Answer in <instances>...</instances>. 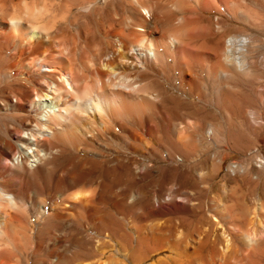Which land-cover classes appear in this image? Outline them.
<instances>
[{"label": "bare ground", "instance_id": "1", "mask_svg": "<svg viewBox=\"0 0 264 264\" xmlns=\"http://www.w3.org/2000/svg\"><path fill=\"white\" fill-rule=\"evenodd\" d=\"M244 1L0 0V109L9 121L0 136V264H264V196L255 186L206 201L176 185L114 187L146 164L126 153L143 154L145 136L168 130L166 94L153 86L161 76L177 75L188 90L169 108L182 119L169 130L174 158L200 126L211 134L198 116L210 105L223 116L232 110L228 73H218L225 85L212 103L195 75L220 60L245 71L248 39L230 36L221 49V23L204 14L231 5L241 14ZM50 165L51 187L19 190L17 178L46 176ZM195 218L213 227L218 252L215 239L183 233Z\"/></svg>", "mask_w": 264, "mask_h": 264}, {"label": "rangeland", "instance_id": "2", "mask_svg": "<svg viewBox=\"0 0 264 264\" xmlns=\"http://www.w3.org/2000/svg\"><path fill=\"white\" fill-rule=\"evenodd\" d=\"M230 9V13L228 14H221L216 10H210L204 14L213 23L216 20L221 23L222 28L219 30V37L221 39L219 38L218 41L221 49L225 47V41L230 36L242 35L248 39L243 56L245 60L243 70L245 71H237L232 62L230 63L233 65L231 64L232 66L226 68L223 61L220 60L219 63L222 64L220 66L218 64L216 69L209 68L204 63L203 67L201 66L197 70L195 77H197L199 85L206 88V92L213 93L214 96L211 103L215 99L220 100L222 84L225 85L227 82L225 86H228L231 92L229 103L232 110H229L227 116H223L215 113L214 107L210 105L212 112L209 115L202 116L203 114H200L198 116L201 117V120H205L213 125L211 134L207 135V137L204 132L206 131L205 128L200 126L193 136L196 138L194 139V144L185 149L183 146L179 148L177 151H179L181 158H174V147L169 130L173 124L178 125L182 119L176 113L174 115V111L170 112L169 108L173 104L179 105L177 102L181 100L182 93H187L188 90H179L177 87L178 78L175 79L177 75L175 77H173L174 75L172 76L174 79L169 75L166 78L161 76L158 80L159 82L154 81L156 76L154 78L151 77V80L154 81L153 86L160 88L166 94H163V102L166 107H169L165 108L163 116L165 127L167 126L168 130L164 136L162 134L160 136L156 132H152L154 134L151 136H145L149 145L147 144V148L143 149L145 151L143 154L138 150L126 153L129 157L135 159L136 166H140L142 163L146 164H144V167L140 171H136V179L133 182L124 181L122 178H119L118 184L114 185L115 188L119 189L121 187V189H139L143 192H159L170 187V185H176L191 191L194 189V192L191 193L193 199L198 200L196 198L198 197L206 201V196L229 195V191L231 190L235 195L247 193L250 186L253 185L255 186V190L261 191L264 196V151L262 150V145H264V0H245L244 5L239 8L241 14L232 5ZM202 70L204 73H199ZM3 71L4 69L1 67L0 84L3 78ZM220 71H225L228 73L226 76L230 77L225 79V83L221 81L223 78L218 77ZM174 82L176 85H174ZM1 92L2 89L0 87V101ZM196 103L198 106H203L201 103ZM171 113L173 114L171 115ZM227 117L228 119H226ZM8 122L5 113L0 109V136ZM157 135L159 136V140H161V142L158 140L161 143L160 145H162L161 147H158L153 142L157 139ZM153 136L155 140H153ZM256 158H259L260 162L256 161ZM2 161L4 160L1 158L0 164L5 163V161ZM59 161L60 157L56 156L54 165L57 167L54 166V169L59 168L57 163ZM52 167L50 165L47 168L48 173L45 174L46 176H43V174H39L40 176L36 175L28 183L23 178H17L19 190L23 191L22 193H27L30 188H34L36 191L42 192L46 188L51 187L53 177L49 171L52 170ZM188 176L201 177L207 180V182L196 185L189 181H184ZM243 179H246L247 183ZM205 193L206 195L204 196L203 194ZM1 200H3V195L0 193ZM246 201L249 203L248 197H246ZM199 219L195 218L192 221L190 220V223H183L185 226L183 224L180 225V228L184 231L183 233L187 234V238L195 236L205 238L208 236L210 239H215L216 232L213 230V227L208 222H205V220ZM210 228L212 232H210ZM206 232L210 233L206 235ZM215 242L213 245L215 244L214 246H216L214 247L216 253L218 252L217 247L219 243L217 239H215Z\"/></svg>", "mask_w": 264, "mask_h": 264}]
</instances>
